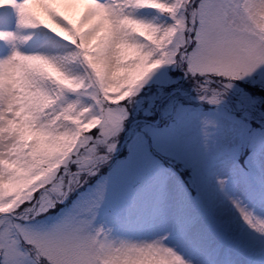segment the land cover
<instances>
[{
	"label": "snow or ice",
	"instance_id": "6c2138e0",
	"mask_svg": "<svg viewBox=\"0 0 264 264\" xmlns=\"http://www.w3.org/2000/svg\"><path fill=\"white\" fill-rule=\"evenodd\" d=\"M0 264H264V0H0Z\"/></svg>",
	"mask_w": 264,
	"mask_h": 264
},
{
	"label": "bare ground",
	"instance_id": "6f19581e",
	"mask_svg": "<svg viewBox=\"0 0 264 264\" xmlns=\"http://www.w3.org/2000/svg\"><path fill=\"white\" fill-rule=\"evenodd\" d=\"M72 13H73L72 11L68 12V15L70 16V18H72V15H71Z\"/></svg>",
	"mask_w": 264,
	"mask_h": 264
},
{
	"label": "rangeland",
	"instance_id": "374dc122",
	"mask_svg": "<svg viewBox=\"0 0 264 264\" xmlns=\"http://www.w3.org/2000/svg\"><path fill=\"white\" fill-rule=\"evenodd\" d=\"M71 15H72V19H75V16H74V14L72 13Z\"/></svg>",
	"mask_w": 264,
	"mask_h": 264
}]
</instances>
